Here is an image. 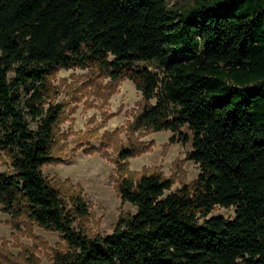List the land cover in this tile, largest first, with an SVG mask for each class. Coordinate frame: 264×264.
<instances>
[{"label":"trees","instance_id":"1","mask_svg":"<svg viewBox=\"0 0 264 264\" xmlns=\"http://www.w3.org/2000/svg\"><path fill=\"white\" fill-rule=\"evenodd\" d=\"M210 1L238 4L215 14L209 0H0V149L11 163L0 209L60 232L55 264H264V0ZM63 68H89L113 88L131 79L142 93L134 132L186 141L188 125L197 178L166 193L176 178L160 170L122 176L118 193L136 211L89 234L77 223L85 195L65 198L44 172L59 156ZM102 137L107 147L118 134ZM139 139L116 143L120 171L149 148ZM220 206L235 217H208Z\"/></svg>","mask_w":264,"mask_h":264},{"label":"rangeland","instance_id":"2","mask_svg":"<svg viewBox=\"0 0 264 264\" xmlns=\"http://www.w3.org/2000/svg\"><path fill=\"white\" fill-rule=\"evenodd\" d=\"M172 6L186 7L195 0H168ZM215 14H231L238 2L217 5L210 1ZM146 64V63H145ZM158 71L155 64L148 65ZM110 78H91L89 68L60 69L53 84L59 93L56 102H63L65 115L59 125L60 141L57 145V160L44 165V172L64 197L82 191L89 202V215L79 218L77 223L91 234L112 232L123 211L135 212L136 207L123 201L117 190L122 176L138 177L148 170H160L176 178L172 190L179 188L183 181L191 182L201 172V166L188 158L193 149V131L188 125L181 130L188 134L186 141H172V130L157 132H134L130 122L139 109L142 93L131 79L118 81L115 88ZM120 130L119 133H115ZM106 132L118 134V139L106 146L110 137ZM130 136H139L144 153L123 162L122 171L115 162L119 148L116 143ZM98 150L88 152L86 148ZM104 147V148H103ZM10 159L0 149V172H11ZM223 215L235 217L236 207H217L208 217ZM66 249V242L58 231L45 229L30 220H20L0 209V264H55L54 255Z\"/></svg>","mask_w":264,"mask_h":264}]
</instances>
